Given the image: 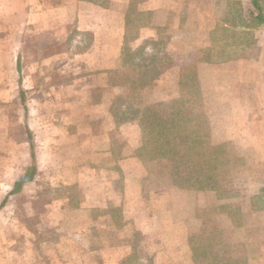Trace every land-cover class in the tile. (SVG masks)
<instances>
[{"label":"rangeland","instance_id":"obj_1","mask_svg":"<svg viewBox=\"0 0 264 264\" xmlns=\"http://www.w3.org/2000/svg\"><path fill=\"white\" fill-rule=\"evenodd\" d=\"M140 1L128 3L121 48L97 44L84 17L85 30L64 36L62 47L43 36V54L61 58L30 85L50 86L70 73L79 92L67 87L43 102L56 123L31 122L37 174L0 207V264H264V121H249L264 114L256 92L264 89V30L252 31L260 42L230 54L246 61L233 63V70L246 66L243 77L233 76L246 101L232 105V92H209L214 79L200 78L198 64L227 55L219 41L232 29L224 24H244L245 8L235 13V0H202L199 13L160 14L156 29H142L153 15L135 12ZM41 17L31 20L30 38ZM36 52L31 45L29 56ZM107 64L105 75L98 69ZM177 106L178 119L170 114ZM3 115L0 203L32 163L23 121Z\"/></svg>","mask_w":264,"mask_h":264},{"label":"crops","instance_id":"obj_2","mask_svg":"<svg viewBox=\"0 0 264 264\" xmlns=\"http://www.w3.org/2000/svg\"><path fill=\"white\" fill-rule=\"evenodd\" d=\"M46 1L47 0H34L33 2L31 0H0V30L6 31L5 36L0 37V112L4 111L3 118L1 117V119L5 118L3 121H8V119L9 121H14V118H16L18 121H23L25 129L30 130L32 134L35 133L34 126H32L33 123L41 125V127L45 125L43 121H46V123L48 121H51L53 124L56 123L53 115L50 117L49 112L43 107V102L48 100L50 94L57 93V95H59L61 93H66L67 87V92L69 94L79 92V90L73 89V85L75 86V84H78V81L75 80V75L70 73L66 75L65 81L54 82L53 85L50 86L30 85L31 76L34 78L37 76L40 79L42 69L47 67V62L55 63L56 60L61 58L59 51L44 55L42 51L45 44L48 43L49 45L62 47L63 44H66L68 39L64 38V36L67 34L70 35L75 29L85 30L84 28L87 26V28H91L93 34H96L95 36L101 37V42L99 43L97 41V44L103 46L105 44H115L121 48L129 22L127 17V6L130 0H112L113 2L111 1V3L114 6L93 0H67L64 3L54 4H50ZM209 1L215 3V0ZM201 2L202 0H141L139 4L134 7V10L139 14L151 13L153 15L151 20L146 22L147 24H145L142 29L148 27L156 29L153 25H159L158 19L160 14H164L169 18V15L174 13L184 15L185 10L187 15L192 12L199 13V10H201ZM244 3L245 0H235L234 3H231V7L236 4L237 8L233 9L236 11L235 13L239 12L238 8L240 5L242 8L244 7L248 16H250L248 20H245V23L242 25H239V23L233 26L224 24L226 29H232L230 37L226 36L227 38L219 41L223 43V47H225V45L230 47L227 55L225 57H220L219 61H213L214 63L218 62V64L207 63L205 60L200 61L198 64L200 78L204 75H208L214 79L207 87L209 92L215 94L219 91V95L221 96L225 93L224 90L233 93L232 96L230 95L226 99L230 104L237 102L239 99L241 101H246L245 94L242 95L238 93L242 83H239L238 88L233 86L236 84L233 82L234 74L238 72L239 75L243 77V72L246 69L245 65L242 66L243 69L237 64V69L233 70V63H243L246 61L242 59L239 61L237 56L235 57L230 54H235V46L244 45L245 47H251L255 41L258 43L263 38L262 36L259 38L258 36L254 37V33L252 36V31L258 29H260V31L264 30V20H258L257 16L253 17L255 13L256 15L259 13V8L254 10V0H246V5H244ZM259 3H261V9H263L262 13L264 15V3L262 0H259ZM115 6L118 7L116 8ZM233 10L231 9V11ZM250 10H254L253 16L250 14ZM40 16L45 20H43L41 25L39 24V28H35L39 34L37 37L30 38L31 20ZM83 17L85 19L89 18V23L87 20L88 25L86 22L85 26L81 24V18ZM238 30H244V32H239ZM238 33H243L245 35L249 33L251 37L241 39L237 37ZM43 36H45V38L47 37V43H43L46 42L42 40L44 39ZM138 37L140 38L139 35ZM253 37L255 39H253ZM262 42H264V38ZM262 42L260 44H262ZM31 45L35 46L38 51L35 54L36 57L33 58L29 56ZM215 46H217V44ZM75 53L76 52H72L74 56H76ZM83 55L89 56V52L86 51ZM246 59L248 60V58ZM31 60L37 63V67H34V71H31L29 64H27ZM257 60L259 61L261 58ZM55 68L57 67L53 64V66L50 65L47 69L51 70L50 72L53 73L54 71H58V69ZM98 70L107 75L109 65L107 64L105 69L101 67ZM259 90L260 89L256 91L259 93V98H264V89L261 88V90ZM33 93H37V96H30V94ZM227 101H225V103ZM217 102L219 101L217 100ZM222 104L221 102L219 110L222 109ZM224 107L226 108L225 104ZM16 108L20 113L17 111L16 114L14 113V117H12L13 110L15 111ZM261 112L264 113L263 110H261ZM218 116L219 115L215 114L214 117L216 118ZM32 121L34 122L31 124ZM249 121H264V114L259 117L250 115ZM258 132L262 133L261 130H258ZM21 141L25 142L22 136ZM33 142L35 143L34 138ZM28 144L32 150L29 137ZM33 151L36 155L35 145ZM13 187L14 184L12 185L9 183L6 185L5 197L0 205L5 198L9 196Z\"/></svg>","mask_w":264,"mask_h":264},{"label":"trees","instance_id":"obj_3","mask_svg":"<svg viewBox=\"0 0 264 264\" xmlns=\"http://www.w3.org/2000/svg\"><path fill=\"white\" fill-rule=\"evenodd\" d=\"M93 1H96V2H99V3H104L101 0H93ZM254 3H255L254 4V6H255L254 7V10L259 8L258 9V12L259 13L257 15H254L253 14L254 10H252V11L250 10L249 12H250V14L252 16L254 15L253 17L257 16V19L258 20L263 21L264 20V15L262 13V10L263 9H261L262 8L261 3H259V0H254ZM177 107L178 108L176 110H174L173 112L171 110L170 114L171 115H174V116H177V119H178V117H180L182 115V113H183V108L180 107V106H177ZM154 116H155V118H159L160 117V121H163L162 114L158 113V111H155L154 112ZM26 131L28 132L30 146L32 148V153H31L32 163H31V165L29 167H27L25 169L24 173L22 175H20L18 177V179L14 182V187H13L12 191L10 192V194H15V193L21 192L23 186L25 184L33 181L35 179L36 174H37L36 155H35V153L33 151V149H34V142H33V138H32V133L28 129H26ZM215 166L216 165L214 164V167ZM7 199H8V197L5 198V200L2 202V204L0 205V207H2L6 203Z\"/></svg>","mask_w":264,"mask_h":264}]
</instances>
